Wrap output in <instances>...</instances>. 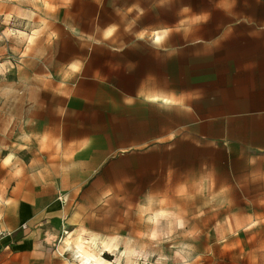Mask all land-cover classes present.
Instances as JSON below:
<instances>
[{
  "label": "crops",
  "instance_id": "crops-1",
  "mask_svg": "<svg viewBox=\"0 0 264 264\" xmlns=\"http://www.w3.org/2000/svg\"><path fill=\"white\" fill-rule=\"evenodd\" d=\"M48 24L20 99L28 120L44 113L23 129L53 152L37 171L49 195L31 208L26 169L5 163L16 224L59 212L76 181L110 180L129 150L146 181L206 151L264 155V0H58Z\"/></svg>",
  "mask_w": 264,
  "mask_h": 264
},
{
  "label": "rangeland",
  "instance_id": "rangeland-1",
  "mask_svg": "<svg viewBox=\"0 0 264 264\" xmlns=\"http://www.w3.org/2000/svg\"><path fill=\"white\" fill-rule=\"evenodd\" d=\"M56 1L0 0V137L8 141L0 143V264H78L61 246L78 233L115 242L137 264H264V155L206 151L200 164L160 165L146 181L129 150L110 180L96 173L57 191L59 212L30 213L17 224L6 213L16 203L7 189L20 183L5 179L7 162H20L14 177L26 169L31 208L49 195L37 171L53 152L43 136L23 129L44 113L36 110L29 121L20 94L22 77L35 68L42 46L52 44L48 17ZM102 255L126 264L110 251Z\"/></svg>",
  "mask_w": 264,
  "mask_h": 264
},
{
  "label": "bare ground",
  "instance_id": "bare-ground-1",
  "mask_svg": "<svg viewBox=\"0 0 264 264\" xmlns=\"http://www.w3.org/2000/svg\"><path fill=\"white\" fill-rule=\"evenodd\" d=\"M159 215H165V211L161 210ZM64 233L67 234L68 232L64 231ZM61 246L65 251H69L72 254L73 259L78 264H111L102 255L105 250L115 255L117 262L121 258H125L126 264H137L133 259L132 252L128 250L121 251L117 248L116 243H111V241L106 239H97L95 235L83 236L78 233L73 239L67 236L63 238Z\"/></svg>",
  "mask_w": 264,
  "mask_h": 264
}]
</instances>
